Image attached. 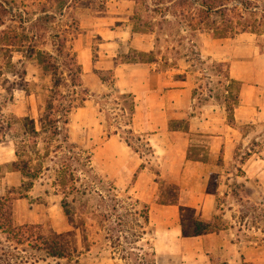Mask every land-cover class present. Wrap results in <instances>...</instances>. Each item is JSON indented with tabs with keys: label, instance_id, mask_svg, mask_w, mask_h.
Here are the masks:
<instances>
[{
	"label": "rangeland",
	"instance_id": "rangeland-1",
	"mask_svg": "<svg viewBox=\"0 0 264 264\" xmlns=\"http://www.w3.org/2000/svg\"><path fill=\"white\" fill-rule=\"evenodd\" d=\"M43 1L0 0L10 11L0 31L5 37L14 35V3L34 19ZM202 1L72 0L63 15H57L39 46L52 51L51 34L67 36V45L82 65L86 100L73 108L67 124L62 117L58 133H53L52 122L44 116L51 81L35 60H24L23 81L9 76L4 84L10 89L8 95L0 86V199L15 224H37L49 238L62 234L71 242L79 264H137L127 258L130 251H154L156 264L164 263L167 257L155 251V225L150 216L144 221L142 205L129 190L133 179L120 178L125 164L119 155L126 143L133 155L136 152L146 160L152 148L146 133L130 127V96L122 97L117 91L114 67L154 58L160 70H166L182 62L187 64L191 84L223 99L229 95L227 88L236 93L239 86H229L225 78L230 63L247 99L256 105L255 120L237 124L241 150L233 171L238 177L231 181L230 196L217 216L221 227L234 232L232 241L239 235L253 238L264 251V186L258 178L246 183L241 166L249 150L254 157L264 151V0H217L231 9L229 18L208 14ZM244 25L249 26L246 31L240 29ZM227 30L226 36L219 37ZM216 56L230 60L220 66ZM19 57L15 53L13 59ZM61 89L69 95L68 88ZM65 133L76 146L66 145ZM194 139L199 144L208 142L205 137ZM26 145L33 163L41 164L36 178L24 177L14 168V160L23 166ZM14 245L0 236V247L9 255L17 250ZM19 249L15 252L26 260L24 264H56L45 249ZM10 262L14 264V258Z\"/></svg>",
	"mask_w": 264,
	"mask_h": 264
},
{
	"label": "crops",
	"instance_id": "crops-1",
	"mask_svg": "<svg viewBox=\"0 0 264 264\" xmlns=\"http://www.w3.org/2000/svg\"><path fill=\"white\" fill-rule=\"evenodd\" d=\"M143 51L151 53V49ZM215 59L230 60L217 56ZM151 60L118 63L114 76L117 91L134 97L130 127L135 132L146 133L152 148L146 160L136 152L133 155L126 143L119 157L125 164L120 178L133 179L129 190L149 206L157 236L156 254L167 257L162 264L263 263V244L253 238L239 235L232 241L234 232L225 227L218 232L186 237L180 223L181 205L193 208L199 217L207 220L217 216L225 206L230 183L238 177L233 171L241 150L237 124L255 120V103L247 99L241 87L230 121L225 99L216 98L210 89L206 92L191 84L186 76L187 64L183 66L180 62L175 69L160 70L159 62ZM229 75L239 81L230 63ZM200 96L205 97L200 100ZM194 136L208 138L207 144L196 143ZM249 151L241 164L246 173L245 182L258 178V183L264 186V164H261L264 151L257 157ZM154 162L156 171L152 169ZM165 182L168 184L162 188ZM171 186L178 188L177 203H162L160 198L170 197Z\"/></svg>",
	"mask_w": 264,
	"mask_h": 264
},
{
	"label": "trees",
	"instance_id": "trees-1",
	"mask_svg": "<svg viewBox=\"0 0 264 264\" xmlns=\"http://www.w3.org/2000/svg\"><path fill=\"white\" fill-rule=\"evenodd\" d=\"M72 0H45L38 3L40 8L37 16L33 19L27 10L20 9L19 5L14 3V35L5 37L4 30L0 31V86L6 90L7 95L10 92L8 89L7 80L9 76H14V81H23L26 76L24 67L25 59L35 60L43 69L44 74L50 77L51 86L48 88L47 105L44 110V116L48 118L51 124L50 130L53 133H58L57 123L62 119L65 124L69 121V115L73 108L81 107L84 104L85 89L81 81L82 65L78 60L77 53L67 45V36H63L61 32L51 34L52 51L42 49L39 46L41 37L44 31L49 29V25L56 20L57 15L62 16L65 8L69 7ZM5 2H0V26L4 24L5 17L9 14ZM201 6L208 14L220 13L224 18H229L228 11L231 9L217 4V0H204ZM236 10V8H234ZM238 10V9H237ZM239 17L243 18V14L239 13ZM230 20V19H229ZM29 24V26L27 25ZM249 26L244 25L240 28L246 31ZM78 27L75 26L77 31ZM66 31V30H64ZM229 30L219 34V37L226 36ZM14 52V55H13ZM15 53L20 54L18 59H13ZM152 61V60H150ZM224 62H219V65H224ZM225 78L229 82V86L238 84L237 92L233 93L227 88L229 95L225 96L228 118L232 120V111L239 101V90L241 83L235 79H231L229 72H226ZM61 87L68 88L69 95L64 94ZM71 90V91H70ZM83 93V94H82ZM122 97L130 96L131 102L128 104V114L132 117L135 110L134 97L130 93H121ZM33 123L34 121L31 120ZM34 131L35 128H33ZM132 133V130H130ZM66 145L74 147L76 144L69 140L68 133L64 134ZM29 146L23 148V166L18 160H14V168L20 170L24 177L36 178L41 170L40 163H33L32 157L29 155ZM16 156L21 153L16 149ZM250 153L248 152L247 155ZM31 184V183H30ZM30 184L28 187H30ZM178 188L171 186L169 189L170 197L160 198V201L165 204L177 203ZM136 203L142 205L140 215L144 221H149V206L148 204L136 199ZM218 216L207 220L199 217L195 210L189 206H180V223L183 236H199L208 233L218 232L222 229L219 224ZM0 236L6 240L15 243L14 249L20 250L21 246L30 247L33 250L45 249L47 254L54 258L56 264H79L74 256V249L71 242L62 234H57L53 238H49L43 234L37 224H15L12 214L0 199ZM14 254L8 253L7 249L0 247V264H11V259L14 258V264H24L26 260H21L18 252ZM13 255V256H12ZM127 258L139 261L137 264H156L155 252L146 251L138 254L134 251L128 252Z\"/></svg>",
	"mask_w": 264,
	"mask_h": 264
}]
</instances>
